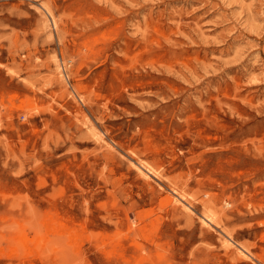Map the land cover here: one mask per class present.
Here are the masks:
<instances>
[{
    "label": "rangeland",
    "instance_id": "1",
    "mask_svg": "<svg viewBox=\"0 0 264 264\" xmlns=\"http://www.w3.org/2000/svg\"><path fill=\"white\" fill-rule=\"evenodd\" d=\"M0 264H264V0H0Z\"/></svg>",
    "mask_w": 264,
    "mask_h": 264
},
{
    "label": "bare ground",
    "instance_id": "2",
    "mask_svg": "<svg viewBox=\"0 0 264 264\" xmlns=\"http://www.w3.org/2000/svg\"><path fill=\"white\" fill-rule=\"evenodd\" d=\"M147 168H148V167H147ZM149 168H150V167H149ZM145 169H146V168H145ZM151 170H152V169H151ZM152 171H153V170H152ZM152 171H151V172H152ZM157 173H158V172H157ZM156 175H157V174H156ZM177 195H178V194H177ZM175 203H176V202H175ZM98 236H99V235H98ZM22 238H23V237H22ZM227 247L229 248V246H227ZM25 250H26V249H25ZM13 251H14V250H13Z\"/></svg>",
    "mask_w": 264,
    "mask_h": 264
}]
</instances>
